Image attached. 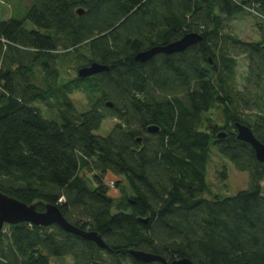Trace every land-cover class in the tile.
Listing matches in <instances>:
<instances>
[{"label": "trees", "instance_id": "trees-1", "mask_svg": "<svg viewBox=\"0 0 264 264\" xmlns=\"http://www.w3.org/2000/svg\"><path fill=\"white\" fill-rule=\"evenodd\" d=\"M27 2L23 18L0 21V191L39 212L57 205L110 249L57 225H5L0 264H145L131 249L194 264H264V163L234 127L247 125L264 143V97L255 90L264 83V41L223 33L224 19L245 12L264 25V0ZM189 33L204 39L176 54L134 59ZM239 56L249 59L246 92L235 77ZM75 61L76 78L59 85L54 65ZM92 63L109 69L79 78ZM38 67L44 87L32 82ZM75 91L94 97L83 113L69 97ZM52 98L59 122L33 106ZM252 99L255 119L245 113ZM217 106L223 126L205 127L203 116ZM108 119L116 121L109 135H97ZM152 125L159 133H148ZM214 148L250 175V189L207 198ZM108 175L120 179V199L109 195ZM220 175L226 180V169Z\"/></svg>", "mask_w": 264, "mask_h": 264}, {"label": "rangeland", "instance_id": "rangeland-1", "mask_svg": "<svg viewBox=\"0 0 264 264\" xmlns=\"http://www.w3.org/2000/svg\"><path fill=\"white\" fill-rule=\"evenodd\" d=\"M28 6L27 0H0V21L9 20L11 18L21 19L26 14V7ZM27 27L30 28L31 25L27 24ZM223 33L227 35H231L241 41L244 42H259L262 43L264 41V25L260 18H256L250 13H242L232 18L224 19L223 21ZM59 69V85L65 84L70 80H73L77 76V66H79V62L75 61L69 64H61L58 63L54 65ZM249 74V59L246 56L237 57V65H236V74L238 89L246 92V77ZM34 84L39 87H44V77L42 69L35 68V76L32 80ZM250 89H252L250 87ZM257 93L264 97V83H261L260 86L255 89ZM69 97L75 104L76 108L80 113L87 111L92 104L94 97L88 96L80 91H75L69 94ZM56 99H46L44 101H36L33 106H36L41 109L42 114L55 122L60 121L59 112L56 108ZM264 105V101L260 102V104ZM220 106H217L211 109L208 113H205L203 116L205 127L208 123L213 125H218L220 127L222 124V115L220 111ZM259 108L256 106L254 99L250 104V108L245 110V113L251 117V119H255V115L259 114ZM116 123L113 119H108L103 122V125L99 131L96 132L97 135L102 137H106L111 132L114 124ZM225 132V131H224ZM214 153L211 158V162L208 165L207 172V182L209 184V188L211 191V196L207 195V198L220 196V197H233L241 191L248 190L251 188L252 181L250 175L248 173L238 172L235 170L233 165L226 159L218 156L216 154L215 148L213 149ZM226 169L227 171V179L223 180L220 173ZM86 174V173H85ZM84 175V174H82ZM86 178V176H84ZM92 176L87 174V181L89 183V187L91 189L94 188L95 182L92 180ZM117 181L119 178L112 175H108L105 178L106 184L109 181ZM261 188L263 189L264 194V181L260 183ZM126 192L130 194V190L126 186ZM109 195L115 199H120L121 193L120 189L115 186V188H109ZM130 198V197H129ZM72 263L70 259L65 260L62 264H70Z\"/></svg>", "mask_w": 264, "mask_h": 264}, {"label": "water", "instance_id": "water-1", "mask_svg": "<svg viewBox=\"0 0 264 264\" xmlns=\"http://www.w3.org/2000/svg\"><path fill=\"white\" fill-rule=\"evenodd\" d=\"M78 14L82 16L84 11L78 10ZM203 36L197 33H189L183 36L180 40L164 46H155L146 51L139 52L135 56L136 62H147L153 57L159 54H176L186 50L187 48L203 41ZM108 66L101 65L98 63H92L90 66L79 69L78 76L81 79H86L97 74L108 71ZM108 107H112V103H107ZM234 127L236 129L237 139L241 142L249 144L255 152V156L258 162L264 163V143L260 141L252 129L247 125L235 122ZM150 134H157L160 131L158 126L152 125L147 129ZM219 138H225L226 133L221 132L218 134ZM138 141L141 143L142 139ZM129 202L134 205L133 200ZM139 221L148 223V219L139 218ZM30 224L32 226L49 227L53 225L59 226L66 233L80 236L87 241L95 243L100 249L109 250V246L105 243L102 237L94 232L81 229L68 222L62 215L59 207L53 204H46L45 211L39 212L37 210V204L27 205L13 197H10L0 191V233L3 231L4 226H15L20 224ZM129 254L137 261L150 264V263H161V264H194L188 258H177L174 260L166 259L162 256L155 255L153 253L144 252L141 250L131 249Z\"/></svg>", "mask_w": 264, "mask_h": 264}, {"label": "built area", "instance_id": "built-area-1", "mask_svg": "<svg viewBox=\"0 0 264 264\" xmlns=\"http://www.w3.org/2000/svg\"><path fill=\"white\" fill-rule=\"evenodd\" d=\"M107 186L109 187V188H111V189H113V188H115V186H116V182L115 181H109L108 183H107Z\"/></svg>", "mask_w": 264, "mask_h": 264}, {"label": "flooded vegetation", "instance_id": "flooded-vegetation-1", "mask_svg": "<svg viewBox=\"0 0 264 264\" xmlns=\"http://www.w3.org/2000/svg\"><path fill=\"white\" fill-rule=\"evenodd\" d=\"M139 142V141H138ZM140 143V142H139Z\"/></svg>", "mask_w": 264, "mask_h": 264}]
</instances>
